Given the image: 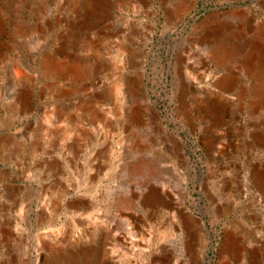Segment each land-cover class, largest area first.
<instances>
[{"label":"rangeland","instance_id":"1","mask_svg":"<svg viewBox=\"0 0 264 264\" xmlns=\"http://www.w3.org/2000/svg\"><path fill=\"white\" fill-rule=\"evenodd\" d=\"M263 83L264 0H0V264H264Z\"/></svg>","mask_w":264,"mask_h":264},{"label":"bare ground","instance_id":"2","mask_svg":"<svg viewBox=\"0 0 264 264\" xmlns=\"http://www.w3.org/2000/svg\"><path fill=\"white\" fill-rule=\"evenodd\" d=\"M75 68H77V65H74ZM231 75L226 74V75H223L221 77H219L216 81H215V84L218 85L221 90L223 91H227L229 89V86H231ZM264 84V83H263ZM138 164V163H137ZM147 167V165L145 163H141L139 165H137L134 169L136 171H141L143 169H145ZM186 217V216H185ZM189 217V216H188ZM184 218V217H183ZM187 218V217H186ZM185 218V222H184V226L186 228L190 227L191 226V223H193L194 226H196L195 224V220L193 219H190V220H186ZM190 218V217H189ZM197 228V227H196ZM197 230V229H196ZM174 232V231H173ZM188 236H189V239L190 240H193L195 235H196V232L193 230V231H190L189 228H188ZM61 263V262H60Z\"/></svg>","mask_w":264,"mask_h":264},{"label":"water","instance_id":"3","mask_svg":"<svg viewBox=\"0 0 264 264\" xmlns=\"http://www.w3.org/2000/svg\"><path fill=\"white\" fill-rule=\"evenodd\" d=\"M208 9H211V7H209ZM195 19V18H194Z\"/></svg>","mask_w":264,"mask_h":264}]
</instances>
